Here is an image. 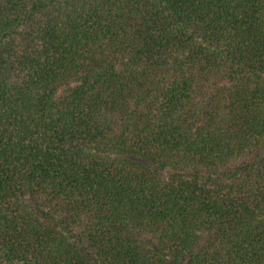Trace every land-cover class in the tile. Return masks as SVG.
Returning <instances> with one entry per match:
<instances>
[{"label": "trees", "instance_id": "16d2710c", "mask_svg": "<svg viewBox=\"0 0 264 264\" xmlns=\"http://www.w3.org/2000/svg\"><path fill=\"white\" fill-rule=\"evenodd\" d=\"M0 264H264V0H0Z\"/></svg>", "mask_w": 264, "mask_h": 264}]
</instances>
